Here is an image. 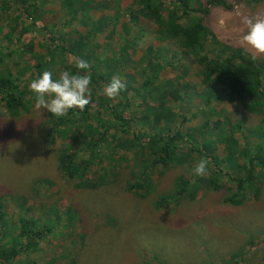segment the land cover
Wrapping results in <instances>:
<instances>
[{
    "label": "rangeland",
    "instance_id": "obj_1",
    "mask_svg": "<svg viewBox=\"0 0 264 264\" xmlns=\"http://www.w3.org/2000/svg\"><path fill=\"white\" fill-rule=\"evenodd\" d=\"M115 1L93 0L92 9L88 11L91 21L85 25L80 23L83 20L80 16L72 17L69 23L68 14L55 0H41L36 12L42 15L41 27L47 28L46 35L34 34V48H23L22 62L34 60L33 52L45 54L46 46L54 49L57 45L66 44L68 48L76 49L85 43L83 35L87 31L99 28L101 33L93 36V41L99 44L97 50L103 43L113 48L109 56L105 55L107 72L111 74L113 70L110 58L119 56L122 49L129 64L122 67L125 78L121 80L127 79L131 84L141 86L154 79L153 73H141L142 60L150 58L158 62L161 58L156 49H160L161 57H168L169 64L174 65L161 71L156 89L159 92L176 89L181 94V119L189 120L180 131L184 141L178 142L179 147L172 150L177 163L167 167L158 164L145 173L143 155L129 146L135 137L133 134L120 140L111 133L100 141L103 129H93L92 124L85 129L65 126L63 135L51 134L54 121L46 109L39 110L33 106L31 113L12 118L0 103V205L8 216L6 229L20 225L23 216L18 208L21 209L19 205L24 203L22 211L27 209L29 218L58 221L54 227L56 237L48 236L39 244V257L33 260L34 264H46L53 256L62 254L70 263L77 264H264V189L259 199L245 198L240 206H228L224 204V188L236 186L228 181L223 190L214 191L207 180L209 171L206 176H196L193 171L201 159L207 158L211 162L210 169L222 168L225 173L235 174L229 164L216 168L212 157H207L221 158L225 156V150L215 137L211 145L210 130H202L205 119L210 116L205 103L201 98H195L188 104L182 96L194 91H180L185 85L195 86L198 92L205 87L202 86V70L194 62L199 58L198 54L191 53L189 58L181 59L184 66L176 64V55L181 51L173 41L164 42L158 38V28L134 0H121V7L123 10L134 7L135 12H139L135 22L130 21V12L119 14ZM227 1L235 8H213L205 21L207 29L229 46L241 47L256 59H263L264 55L242 44L241 37L246 31L242 18L264 17V1ZM40 10L44 13L40 14ZM0 25L15 31L13 23L4 20L2 15ZM52 30L66 32L67 37L72 34L76 37L75 42H52L49 39ZM140 30H144L147 36L142 42L133 41L137 51L130 54V44L124 46L125 41L132 40L134 33L137 35ZM2 36L0 33V43L7 44L9 40L5 39L6 36L2 39ZM67 59L72 63L71 56ZM6 65L1 69L5 67L9 71L11 67L13 73L17 72L10 61L6 60ZM33 78L31 75L25 80L28 97L33 98L34 103V94L29 89ZM140 91L144 89L140 88ZM170 100L171 97L168 101L172 104ZM213 105L217 110L213 120L221 118L224 121L228 117L236 129L232 134L237 139L243 140L245 135H250L252 128L260 124L261 117L246 110L231 94L228 98L214 101ZM90 122L95 124L94 120ZM150 131L147 126L133 129V132H144L145 135ZM175 132L176 124L173 126ZM91 139L98 143V148L91 150L94 153L87 152ZM250 141L256 142V139L251 138ZM66 148L80 153L75 163L80 174L72 181L59 168V155ZM148 159L149 165L153 158ZM180 177L201 186L202 191L198 192L194 202H181V199L177 202L174 199L176 182ZM148 179L151 180L150 188L146 186ZM220 179L219 175L216 180L219 186ZM85 180L91 185L90 189L78 187ZM133 182L142 184L143 188L128 192L127 187ZM188 190L194 189L191 186ZM160 199L169 200L170 205L164 207L165 203L159 204ZM60 262L63 264L64 261L61 259ZM23 263L28 264V260L24 259Z\"/></svg>",
    "mask_w": 264,
    "mask_h": 264
},
{
    "label": "trees",
    "instance_id": "obj_2",
    "mask_svg": "<svg viewBox=\"0 0 264 264\" xmlns=\"http://www.w3.org/2000/svg\"><path fill=\"white\" fill-rule=\"evenodd\" d=\"M40 1L0 0V15L15 26V31L12 32L4 25H0L2 39L6 36L5 39L9 40L7 44L0 43V103L4 104L8 116L19 118L24 114L31 113L35 106L33 98L28 97L26 77L32 75L36 78L43 71L48 70L53 73L54 79H58L62 71L76 73L78 70L75 67V61L84 59L91 65L89 70L92 79L90 103L83 111L69 110L70 116L67 117L53 116L46 109L47 115L54 121V130H51V134L63 135L65 126L85 129L92 124L93 129L97 127L103 129L100 141L111 133L120 140L126 135H135L129 142V146L138 149L143 155L142 164L146 169L145 173L158 164L167 167L171 163H177L176 158L172 155V150L179 147L178 142L184 141L180 131L189 120L181 119L179 111L181 94L176 89H165L161 92L156 89L157 82L159 83L161 80V71L174 64H169L168 57L162 58L161 50L157 48L156 53L161 60L154 62L149 58L147 61L143 59L141 62V73L143 75L153 73L154 79H149L141 86L133 85L127 79L122 81L126 84V89L121 92L116 103L103 94V87L111 81L113 76H119L120 79L125 78L121 70L123 66L125 68L129 64L128 56L122 49L119 50V56L114 55L110 58L113 70L111 74L108 73L105 55L109 56L113 48L110 44L103 43L97 50L99 44L93 41V36H98L101 33L99 28L87 31L86 35H83L85 43L76 49L68 48L66 44L57 45L54 49L46 46L45 54L33 52L34 60L23 63L22 50L24 47L28 50L34 48V34L46 35L47 28L41 27L42 15H38L36 12L39 10ZM253 1L261 3L264 0ZM55 3H59L62 11L68 14L69 23H71L72 17L76 16L83 19L80 21L82 24L88 25V22L91 21L88 11L92 9L93 0H55ZM134 3L158 28V38L164 42L173 41L181 51L176 55V64L184 66L181 59L189 58L188 55L191 53L198 54L199 58L194 62L202 70L204 82L201 84L205 87L202 92H198L195 86L192 88L185 85L180 91H194L182 96L188 104L195 98L203 100L210 116L205 119L202 130L203 132L210 130L211 145L214 144V137L224 145L225 156L221 158L207 157H212L216 162V168L229 164L234 169L232 172L235 171V174L225 173L222 168L212 170L209 167L210 176H207V180L210 188L220 191L226 187L228 181H231L236 188H224L226 194L224 204L228 206H240L245 198L259 199L264 189V58L253 59V56L245 52L243 48H233L220 41L205 25L213 8L233 10L235 5L227 0H134ZM115 9L122 15L125 12H130L131 22H135L139 16V12H135L134 7L123 10L121 0L115 1ZM11 11L13 14H10ZM41 13L44 12L40 10ZM135 33L132 40H126V44H124V46L130 44V49H128L130 54L137 51L133 41L142 42L147 36L144 30H140L137 35ZM49 39L52 42L74 43L76 37L72 34L67 37L66 32L58 33L57 30H52ZM57 50H59V54ZM200 53L202 54L200 55ZM69 56L73 58L71 59L72 63L67 59ZM6 60L17 68L16 73H13L11 67L9 71L5 70V67L8 66ZM145 61L146 63H144ZM4 65L2 70L1 67ZM140 88H143L144 91L141 92ZM204 91L210 93L204 94ZM230 94L240 101L246 110L261 117L260 124L252 128L250 135H245L243 140L233 136L232 133L236 129L228 117L224 121L221 118L216 120L212 118L213 114L217 112L213 105L214 101L228 98ZM170 97L173 101L172 104H169L168 101ZM91 120H94L95 124L90 122ZM175 124L177 132L173 133ZM141 126L151 129L149 135H145L144 132H133L134 128ZM228 132H230L229 135H227ZM251 138L256 139V142L250 141ZM91 140L92 142L87 146V152L94 153L91 150L97 149L98 143L94 139ZM242 148L244 149L242 150ZM79 157L80 153L72 151L71 148L64 149L59 155V168L70 181L80 174V169L75 168ZM149 157H152L153 161L148 165ZM88 160L89 158L85 163L88 164ZM219 175L221 176L220 186L216 182ZM146 186L148 188L152 186L150 179ZM176 186L177 189L173 196L177 202L180 199L181 202H194L198 192L202 191L198 183L186 181L183 177L178 178ZM191 186L193 191L188 190ZM78 187L90 189L91 185L85 180ZM142 188V184L133 182L129 184L127 191L132 193L134 190L139 191ZM136 194L142 198L145 197L140 193ZM163 203L166 205L164 207L170 205L169 200L160 199L159 204ZM24 205L26 204H20L21 209L18 208V212L23 216L20 225L17 228L9 227L8 229H6V224L9 223L8 216L0 205V264H24V259L28 260V264H34L33 260L39 257L37 252L39 244L48 236L56 237L54 227L58 221H36L35 218H29L27 209L22 211ZM62 255L60 257L53 256L46 264H61V259L64 261L63 264H77L70 263L64 254Z\"/></svg>",
    "mask_w": 264,
    "mask_h": 264
},
{
    "label": "clouds",
    "instance_id": "obj_3",
    "mask_svg": "<svg viewBox=\"0 0 264 264\" xmlns=\"http://www.w3.org/2000/svg\"><path fill=\"white\" fill-rule=\"evenodd\" d=\"M242 24L246 31L241 37V43L253 49L257 54L264 55V17L244 16ZM253 59H256L254 56ZM76 73L62 71L58 79L53 78L51 71L45 70L32 79L29 84L34 94V105L37 109H47L53 116L64 117L71 109L83 111L90 103L92 94L90 75L91 65L84 59H77ZM126 84L119 76H113L111 81L104 85L103 94L110 100L120 97ZM210 160L201 159L194 167L196 176H206L209 171Z\"/></svg>",
    "mask_w": 264,
    "mask_h": 264
},
{
    "label": "bare ground",
    "instance_id": "obj_4",
    "mask_svg": "<svg viewBox=\"0 0 264 264\" xmlns=\"http://www.w3.org/2000/svg\"><path fill=\"white\" fill-rule=\"evenodd\" d=\"M193 189V188H192Z\"/></svg>",
    "mask_w": 264,
    "mask_h": 264
}]
</instances>
